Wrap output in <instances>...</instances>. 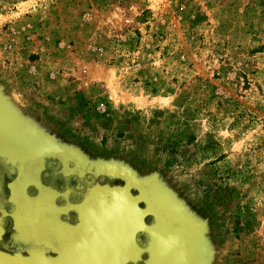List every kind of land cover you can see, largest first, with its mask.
Segmentation results:
<instances>
[{
  "label": "rangeland",
  "instance_id": "1",
  "mask_svg": "<svg viewBox=\"0 0 264 264\" xmlns=\"http://www.w3.org/2000/svg\"><path fill=\"white\" fill-rule=\"evenodd\" d=\"M1 110L264 264V0H0Z\"/></svg>",
  "mask_w": 264,
  "mask_h": 264
},
{
  "label": "flooded vegetation",
  "instance_id": "2",
  "mask_svg": "<svg viewBox=\"0 0 264 264\" xmlns=\"http://www.w3.org/2000/svg\"><path fill=\"white\" fill-rule=\"evenodd\" d=\"M29 156L32 160L21 162L0 155V264H21L25 258L53 259L60 250L79 242L88 245L95 225L75 205L97 185L125 183L111 172H96L94 163L82 159L45 157L39 165L38 156ZM128 214L120 215L123 227L118 236L103 233L108 244L104 259L113 264H145L150 235L138 229L136 214ZM152 221L151 216L144 218L146 224ZM114 242L118 243L115 249Z\"/></svg>",
  "mask_w": 264,
  "mask_h": 264
},
{
  "label": "water",
  "instance_id": "3",
  "mask_svg": "<svg viewBox=\"0 0 264 264\" xmlns=\"http://www.w3.org/2000/svg\"><path fill=\"white\" fill-rule=\"evenodd\" d=\"M0 144H2L0 153H5L6 150H8L6 152L10 150L20 152L21 149H26L29 155H40L41 163L44 162L45 157H57L61 160L63 154L69 155L66 156L68 159L77 157L75 152L67 147H59L53 143L41 144L40 140L31 141L30 137L26 136L24 128L15 125L13 119L2 110L0 111ZM17 147L19 151L15 150ZM94 166L104 168L103 165ZM112 175L123 179L125 183L114 186L97 185L89 190L81 203L75 205L79 211H85V218H89L90 222L95 225L88 245L79 242L74 248L60 250L56 258H42L36 261L25 258L21 264H113L104 259L107 256L106 246L108 244L104 242L103 233L111 231L118 236L123 227V219H120V215H126L131 211L136 214L133 217L139 218L138 229L146 231L151 238L148 248L149 257L145 264H208L209 255L203 246L201 235L203 224L194 225L189 221L168 194L157 187L154 178L135 180L125 172L117 170L112 172ZM131 189H134L136 193L133 194ZM95 192H102L106 196L104 203L94 201ZM140 204H143V207ZM168 205L172 207L171 210ZM169 210L171 211L170 217L167 216ZM146 216L152 217L151 224L144 222ZM166 218L172 220L169 225L164 222ZM124 224L128 227L129 223ZM118 238L116 237V242ZM116 242L113 243L114 249L118 246Z\"/></svg>",
  "mask_w": 264,
  "mask_h": 264
},
{
  "label": "bare ground",
  "instance_id": "4",
  "mask_svg": "<svg viewBox=\"0 0 264 264\" xmlns=\"http://www.w3.org/2000/svg\"><path fill=\"white\" fill-rule=\"evenodd\" d=\"M0 148H2V144H0ZM15 150L19 151V147L15 148ZM6 151H8V150H6ZM6 151H5V153H0V155L11 156L13 161L14 160H19V161L23 162L24 160H28L30 158V156H28L29 152L26 149H21L20 152H12L11 150L9 152H6ZM32 155H36V157L38 156L36 159H38V164L41 165V163H40L41 162V160H40L41 157L39 158L40 155H37V154H32ZM63 155L64 156L62 157V160H65V161L69 160L68 157H66V156H69V155H65V154H63ZM94 165H96V164H94ZM97 165H100V164H97ZM94 169L96 170V172H99V171H101V172L107 171V172H111V173L114 172L113 171L114 169L112 167L108 168L107 166H104V168L100 167V166H95ZM126 175L129 176V174H127V173H126ZM94 196H95L94 201L99 202L100 204L104 203L105 200H106V196L102 192H100V193H96L95 192ZM173 206L176 207L175 205H173ZM168 207L170 208V210L172 209L171 206L168 205ZM170 210H169V214L167 215L168 217H170V215H171V211ZM138 220H139V218H138ZM170 221H172L171 218H166V220H164L166 225H169L171 223ZM139 226H140V223H139ZM166 227H168V226H166ZM117 264H124V263L122 261L121 263H117Z\"/></svg>",
  "mask_w": 264,
  "mask_h": 264
}]
</instances>
